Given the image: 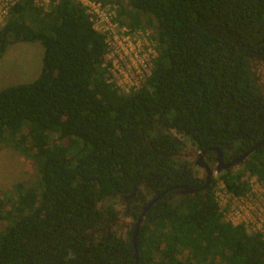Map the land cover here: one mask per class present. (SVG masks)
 I'll list each match as a JSON object with an SVG mask.
<instances>
[{
  "label": "trees",
  "instance_id": "obj_1",
  "mask_svg": "<svg viewBox=\"0 0 264 264\" xmlns=\"http://www.w3.org/2000/svg\"><path fill=\"white\" fill-rule=\"evenodd\" d=\"M125 1L129 26L155 19L159 45L129 93L107 81L105 35L79 1L20 0L0 27V59L14 42L44 46L39 76L0 90V144L38 166L10 210L0 195V264H135V224L169 188L140 225L139 264H264V236L227 221L215 197L218 180L237 195L249 175L264 183V144L206 188L196 164L264 139V0Z\"/></svg>",
  "mask_w": 264,
  "mask_h": 264
},
{
  "label": "built area",
  "instance_id": "obj_2",
  "mask_svg": "<svg viewBox=\"0 0 264 264\" xmlns=\"http://www.w3.org/2000/svg\"><path fill=\"white\" fill-rule=\"evenodd\" d=\"M20 0H0V23L6 22L9 11ZM34 5L43 9L50 8L60 0H31ZM84 7L93 23L94 29L105 35L107 53L112 57L119 56L120 61L111 64L104 63L107 67V81L113 83L122 92L129 93L139 89L152 73L154 60L158 50L149 46L151 59L145 57V49L140 47L142 32L147 30L143 26L136 29L125 22V17L119 14L120 5L126 4L125 0H77ZM124 4V7H125ZM151 38H156V33L151 30ZM149 35L150 33L147 32ZM137 40L136 45L133 41ZM155 41V40H154ZM140 47V49H137ZM137 49V51H136ZM143 56V57H141ZM250 189L245 194L237 195L230 192L222 180L215 186V197L219 210L227 221L234 225H243L249 231L261 233L264 236V183L256 176L245 177Z\"/></svg>",
  "mask_w": 264,
  "mask_h": 264
},
{
  "label": "rangeland",
  "instance_id": "obj_3",
  "mask_svg": "<svg viewBox=\"0 0 264 264\" xmlns=\"http://www.w3.org/2000/svg\"><path fill=\"white\" fill-rule=\"evenodd\" d=\"M141 17L142 23L139 26H143L147 30L143 29L144 32L140 36V47L145 49V57L151 59L152 54H149V46H154L157 50L159 47L158 41L151 38V30L154 33L157 32V22L150 14H142ZM124 19L127 22L126 18ZM4 23H0V27ZM147 32L150 34L148 35ZM136 41H133V45H136ZM140 47L137 45V49H140ZM43 56L44 46L40 41H18L11 44L0 59V90L34 81L42 70ZM114 60L120 61L119 56L112 57L106 54L104 63L111 64ZM37 178L38 166L32 155L23 152L19 148L0 144V195L4 196L6 203L3 211L6 212V210L12 208L15 187L18 183L31 185ZM5 212H2V214H5ZM8 222L6 215H4V218H0V231L6 227Z\"/></svg>",
  "mask_w": 264,
  "mask_h": 264
},
{
  "label": "water",
  "instance_id": "obj_4",
  "mask_svg": "<svg viewBox=\"0 0 264 264\" xmlns=\"http://www.w3.org/2000/svg\"><path fill=\"white\" fill-rule=\"evenodd\" d=\"M263 144H264V139L259 141L257 144H255L253 147H251L248 151H246L241 156L236 157V158L232 159L229 162L224 160L223 153L221 152V150L219 148H213V149H215L218 152V156H217V160L218 161H217V164H216L215 168L211 167L204 159V155L206 154L207 150H204L203 152L199 153V156H198V159L196 161V164L199 165L200 167L204 168L206 173H207V182L202 188H206L207 187V185L210 183V181H211L212 177L214 176V174L218 175L223 170L228 169V168L234 166L235 164L243 162L251 153H253L258 147H260ZM176 187L177 188L182 187V189H183L182 193H195L198 190V189H194L192 187L186 186V185H179V186H176ZM168 190H170V188L167 189L166 191H168ZM136 191H137V188L133 191L132 194L126 196V199H128L131 196H134ZM165 192H162V193L158 194L156 197L152 198L143 207V211H142L139 219L137 220V222L135 224L134 232H133V235H132L133 244H134V250H135V258H136L135 264H139V262H140L139 249H138V244H139L138 235H139L140 225H141V223H142L147 211L149 209H151L153 204L156 201H158V199L162 195H164Z\"/></svg>",
  "mask_w": 264,
  "mask_h": 264
}]
</instances>
